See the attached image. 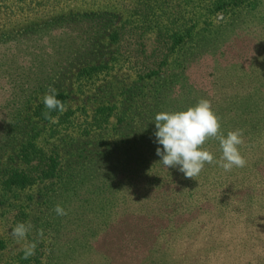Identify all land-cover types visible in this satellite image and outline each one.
<instances>
[{
    "label": "rangeland",
    "instance_id": "374dc122",
    "mask_svg": "<svg viewBox=\"0 0 264 264\" xmlns=\"http://www.w3.org/2000/svg\"><path fill=\"white\" fill-rule=\"evenodd\" d=\"M201 99L243 167L159 163ZM0 264H264V0H0Z\"/></svg>",
    "mask_w": 264,
    "mask_h": 264
},
{
    "label": "clouds",
    "instance_id": "9594fccd",
    "mask_svg": "<svg viewBox=\"0 0 264 264\" xmlns=\"http://www.w3.org/2000/svg\"><path fill=\"white\" fill-rule=\"evenodd\" d=\"M58 91L49 85L43 96V104L48 115L52 110L63 112L65 104L58 99ZM55 119V118H52ZM156 154L167 169L179 166V170L187 177L198 175L205 164L217 163L225 171L233 167H243L246 160L241 155L240 145L243 143V130L220 132V118L213 111L211 101L201 99L194 106L179 111H161L155 115ZM215 137L219 141L220 157L203 147L205 141ZM55 212L59 216L67 215L61 205H56ZM30 223L18 222L11 230V235L20 239L26 238L31 229ZM35 242H29L24 249V257L34 255Z\"/></svg>",
    "mask_w": 264,
    "mask_h": 264
},
{
    "label": "trees",
    "instance_id": "16d2710c",
    "mask_svg": "<svg viewBox=\"0 0 264 264\" xmlns=\"http://www.w3.org/2000/svg\"><path fill=\"white\" fill-rule=\"evenodd\" d=\"M58 99H60V100H62V101H64V97L63 96H61V95H58V97H57ZM19 182H21L20 180H19Z\"/></svg>",
    "mask_w": 264,
    "mask_h": 264
}]
</instances>
